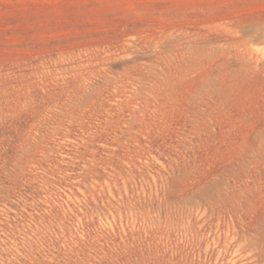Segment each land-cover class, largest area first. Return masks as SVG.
I'll list each match as a JSON object with an SVG mask.
<instances>
[{"label": "rangeland", "instance_id": "374dc122", "mask_svg": "<svg viewBox=\"0 0 264 264\" xmlns=\"http://www.w3.org/2000/svg\"><path fill=\"white\" fill-rule=\"evenodd\" d=\"M0 264H264V0H0Z\"/></svg>", "mask_w": 264, "mask_h": 264}]
</instances>
